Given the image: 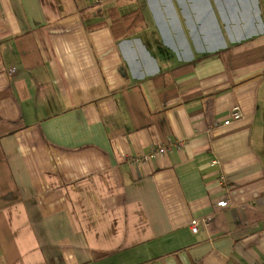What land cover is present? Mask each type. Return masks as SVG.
Wrapping results in <instances>:
<instances>
[{
	"label": "crops",
	"instance_id": "0c3cea01",
	"mask_svg": "<svg viewBox=\"0 0 264 264\" xmlns=\"http://www.w3.org/2000/svg\"><path fill=\"white\" fill-rule=\"evenodd\" d=\"M263 82L264 0H0V264L264 263Z\"/></svg>",
	"mask_w": 264,
	"mask_h": 264
},
{
	"label": "built area",
	"instance_id": "2783aa9c",
	"mask_svg": "<svg viewBox=\"0 0 264 264\" xmlns=\"http://www.w3.org/2000/svg\"><path fill=\"white\" fill-rule=\"evenodd\" d=\"M87 1H90L94 4H100L102 2V0H87ZM226 116H227L226 119L222 122V125H224V126L228 125L231 121H235V120L240 119V117H241L240 109L237 106H233L228 110V113ZM139 162H140V158L138 157L137 159H134V161H132V164L138 165ZM227 202L228 201H221L219 203V206L226 207ZM190 230L192 233H197L196 221H192L191 226H190ZM257 264H264V263H257Z\"/></svg>",
	"mask_w": 264,
	"mask_h": 264
},
{
	"label": "rangeland",
	"instance_id": "374dc122",
	"mask_svg": "<svg viewBox=\"0 0 264 264\" xmlns=\"http://www.w3.org/2000/svg\"><path fill=\"white\" fill-rule=\"evenodd\" d=\"M260 8V7H259ZM212 24H214V22H212ZM218 27H219V23L217 22L216 24ZM223 42H226V39L224 38L223 39ZM264 83V82H263ZM262 83V87H261V90H260V93L263 95L264 94V84Z\"/></svg>",
	"mask_w": 264,
	"mask_h": 264
}]
</instances>
